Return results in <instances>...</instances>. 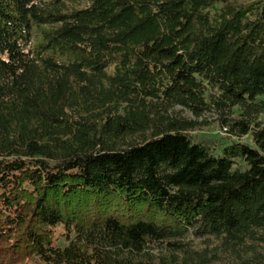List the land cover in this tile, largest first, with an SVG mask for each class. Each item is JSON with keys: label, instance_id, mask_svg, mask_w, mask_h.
<instances>
[{"label": "trees", "instance_id": "1", "mask_svg": "<svg viewBox=\"0 0 264 264\" xmlns=\"http://www.w3.org/2000/svg\"><path fill=\"white\" fill-rule=\"evenodd\" d=\"M65 1L0 0V264H190L149 251L191 229L264 264V0Z\"/></svg>", "mask_w": 264, "mask_h": 264}, {"label": "rangeland", "instance_id": "2", "mask_svg": "<svg viewBox=\"0 0 264 264\" xmlns=\"http://www.w3.org/2000/svg\"><path fill=\"white\" fill-rule=\"evenodd\" d=\"M86 6L87 3L85 0L65 1V9L68 11L81 9ZM46 28H49V26L35 27L33 42L35 49L43 41L42 32ZM114 69V65H110L107 68L108 74H112ZM237 114L238 111L234 110L233 116ZM170 115L175 118L202 122L203 125L196 131L197 134L219 138H228L230 136L214 112H208L201 117H196L190 110L182 106H176L170 111ZM259 120L264 123V113L260 115ZM140 139V136H135L132 140L139 142ZM241 141L253 145L251 135L243 137ZM174 241L180 243L181 246H172L166 242L155 245L149 251L152 259L155 262H159L160 260H170L173 256L179 257L181 260L188 256V262L190 264H234L241 263L242 260L249 258L254 254L255 250H263L262 245L252 239H247L241 245L233 246L215 236H198L193 229L184 237ZM137 259L145 260L142 255L137 256Z\"/></svg>", "mask_w": 264, "mask_h": 264}, {"label": "built area", "instance_id": "3", "mask_svg": "<svg viewBox=\"0 0 264 264\" xmlns=\"http://www.w3.org/2000/svg\"><path fill=\"white\" fill-rule=\"evenodd\" d=\"M225 129V131H227V128H224Z\"/></svg>", "mask_w": 264, "mask_h": 264}]
</instances>
